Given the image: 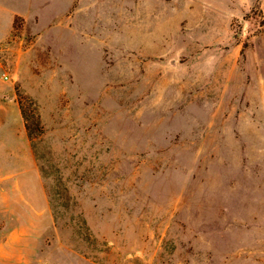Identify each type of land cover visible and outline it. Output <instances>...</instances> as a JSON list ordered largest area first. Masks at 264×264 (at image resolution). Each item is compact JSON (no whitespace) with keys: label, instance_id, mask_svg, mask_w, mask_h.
<instances>
[{"label":"rangeland","instance_id":"rangeland-1","mask_svg":"<svg viewBox=\"0 0 264 264\" xmlns=\"http://www.w3.org/2000/svg\"><path fill=\"white\" fill-rule=\"evenodd\" d=\"M0 264H264V0H0Z\"/></svg>","mask_w":264,"mask_h":264},{"label":"trees","instance_id":"trees-1","mask_svg":"<svg viewBox=\"0 0 264 264\" xmlns=\"http://www.w3.org/2000/svg\"><path fill=\"white\" fill-rule=\"evenodd\" d=\"M25 127H26V129L28 130V136H29V135H30V134H29V127H28L27 124L25 125ZM30 140H31V137H30Z\"/></svg>","mask_w":264,"mask_h":264}]
</instances>
